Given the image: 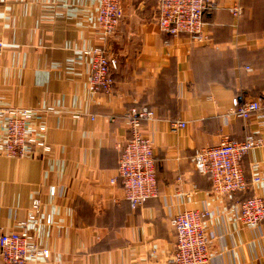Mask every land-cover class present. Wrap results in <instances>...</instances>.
<instances>
[{
  "label": "crops",
  "instance_id": "0c3cea01",
  "mask_svg": "<svg viewBox=\"0 0 264 264\" xmlns=\"http://www.w3.org/2000/svg\"><path fill=\"white\" fill-rule=\"evenodd\" d=\"M231 1L204 12L210 41L198 43L158 28V0H121L123 17L105 48L118 61L111 94L90 92L81 53L97 43L98 0L0 1V105L55 109L45 117L47 157L0 155V230L14 229L38 197L52 215L35 232L38 247L50 250L40 264H169L173 216L206 209L211 254L203 264H264V222L251 228L235 218L245 198L264 197V181L218 196L193 164L195 149L253 132L262 144L241 165L249 177L257 162L264 176V0H234L237 21L226 9ZM235 96L259 99L262 108L236 118ZM133 105L155 114L141 129L153 141L158 191L136 209L110 182L130 136L121 114ZM171 121L186 126L172 132Z\"/></svg>",
  "mask_w": 264,
  "mask_h": 264
},
{
  "label": "built area",
  "instance_id": "2783aa9c",
  "mask_svg": "<svg viewBox=\"0 0 264 264\" xmlns=\"http://www.w3.org/2000/svg\"><path fill=\"white\" fill-rule=\"evenodd\" d=\"M120 1L98 0L93 21L97 43L81 51L90 65L87 85L92 93L111 94L113 91V73L118 68V61L108 55L105 48L123 17ZM217 6L216 0H158L156 23L162 32L172 35L186 33L198 43H207L210 37L205 32L203 15L206 10ZM226 9L235 21L242 14L240 5L234 0L227 4ZM1 44L0 41V48ZM261 108L259 99L244 100L235 96L231 101L232 115L243 120L256 116ZM54 110L51 106L0 105V155L8 158L47 157L52 152V145L46 137L45 117ZM80 115L79 112L73 113L76 118ZM154 117V111L142 105L130 106L121 114L130 136L122 147L110 182L121 184L123 198L131 209L138 208L158 194L153 141L141 129L144 121ZM90 118L93 120L94 116ZM185 126L183 121H171L169 129L176 132ZM261 144V137L253 132L241 140L224 137L216 145L195 149L193 164L198 173L210 178L215 195L232 196L237 192L256 190L264 181L260 164H251L250 175L246 177L241 160ZM49 194L52 197L57 195L54 185L50 186ZM42 205L40 198H34L25 219L19 221L14 229L0 230V264H40L50 258V250L38 247L35 242L38 227L52 223V215L43 213ZM208 216V210L196 208L173 216L175 243L169 264H203L208 260L211 254V240L205 230ZM235 216L247 227H257L264 222V197L253 193L245 198Z\"/></svg>",
  "mask_w": 264,
  "mask_h": 264
}]
</instances>
